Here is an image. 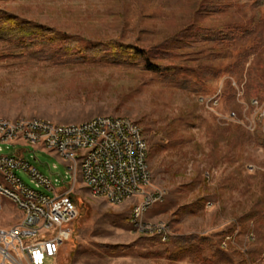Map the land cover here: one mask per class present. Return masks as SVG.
<instances>
[{"label":"rangeland","instance_id":"1","mask_svg":"<svg viewBox=\"0 0 264 264\" xmlns=\"http://www.w3.org/2000/svg\"><path fill=\"white\" fill-rule=\"evenodd\" d=\"M198 5L199 0H0L2 10L49 29L53 39L72 45L130 46L145 54L193 21L254 28L250 38L222 50L199 46L157 60L178 72V82L128 63L53 64L9 56L5 53L12 48L0 40V118L76 123L97 115L126 116L141 127L148 145V191L163 193L140 217L165 222L173 233L166 242L131 227L130 211L140 197L110 205L92 196L78 173L71 196L80 208L75 204L78 214L57 264H264V148L254 139L258 125L264 133V121L257 122L250 107L256 99L264 102V95L246 93L248 67L264 80V12L255 22L251 4L213 16H199ZM210 70L219 71L218 76ZM201 96L211 100L203 103ZM231 113L237 119L229 118ZM16 151L3 145L0 154ZM21 154L56 191L72 184L55 153L29 147ZM15 174L33 187L26 172ZM20 217L14 203L2 199L0 227ZM234 223L239 231L222 251L230 259L224 263L219 241L233 233ZM177 236L188 239L182 253L173 242Z\"/></svg>","mask_w":264,"mask_h":264},{"label":"built area","instance_id":"2","mask_svg":"<svg viewBox=\"0 0 264 264\" xmlns=\"http://www.w3.org/2000/svg\"><path fill=\"white\" fill-rule=\"evenodd\" d=\"M238 91L237 97H242ZM208 103L205 97H199ZM216 103V100L213 101ZM257 122L264 121V102L256 99L250 104ZM229 118L237 119L234 113ZM254 130L250 124L247 127ZM15 147L12 154H0V206L2 199H19L20 219L9 227H0V264H57L61 247L70 238L71 224L77 208L71 196L72 184L63 192L56 191L51 181L23 158L21 151L29 147L55 153L72 170L83 175V184L90 185L92 196L104 198L110 205L140 197L141 202L130 211L129 223L141 234L159 237L163 242L173 233L166 231L165 222H146L139 217V208L161 201L163 193L149 192L152 173L144 163L148 145L141 127L126 116L97 115L76 123H56L40 117L0 119L1 147ZM85 150H92V159H85ZM27 173L33 187L26 185L15 174ZM51 192L47 195L39 191ZM239 225L234 223L232 234L224 235L219 247L227 251ZM250 239L253 234L249 233Z\"/></svg>","mask_w":264,"mask_h":264},{"label":"trees","instance_id":"3","mask_svg":"<svg viewBox=\"0 0 264 264\" xmlns=\"http://www.w3.org/2000/svg\"><path fill=\"white\" fill-rule=\"evenodd\" d=\"M237 4H251V8L255 13L253 19L255 22L260 20V12H264V0H199L196 11L199 16H213L223 13V11H230ZM252 25L246 29L229 25L211 27L193 21L155 45L145 54L142 50L130 46L72 45L64 40L53 39L50 36L51 31L49 29L23 21L16 15L0 8V40H5L12 48L11 50L17 52L13 53L10 50L5 55L20 54L35 60L49 61L53 64L102 60L128 63L139 65L146 71L156 73L161 80L167 82H178V72L171 66L157 63L158 61L175 58L181 52L199 46H207L212 50H222L233 46L238 42L247 40L254 34ZM259 40H261V37ZM209 73L216 77L219 71L210 70ZM246 75L247 95L249 97L264 95V80L256 70L250 66L247 68ZM254 139L259 146L264 148V133L261 132L260 125L255 129ZM78 207L80 208V205ZM156 238L160 240L159 237ZM170 238L172 239V237ZM173 242L180 253L188 248L187 237H173ZM219 249L221 252L224 251L220 247ZM224 252L219 253V259L227 263L230 259Z\"/></svg>","mask_w":264,"mask_h":264},{"label":"bare ground","instance_id":"4","mask_svg":"<svg viewBox=\"0 0 264 264\" xmlns=\"http://www.w3.org/2000/svg\"><path fill=\"white\" fill-rule=\"evenodd\" d=\"M0 119H2V118H0ZM85 159H92V150H85ZM144 163H148V152H146L144 155ZM78 173H80V177H81V180L83 182V175L81 174V172L79 170H72L71 176H72L73 184L76 181V177H77ZM0 180H5V173H2L1 171H0ZM85 186L88 188V190L90 191V194L92 195V192L90 190V185H85ZM94 197H100V196H94ZM11 202H13L16 207H20V200L19 199H11ZM151 205L152 204L144 205V206H142V208H139V217L144 212H146ZM129 220H130V217H129ZM167 229L168 228H166V231H167Z\"/></svg>","mask_w":264,"mask_h":264}]
</instances>
